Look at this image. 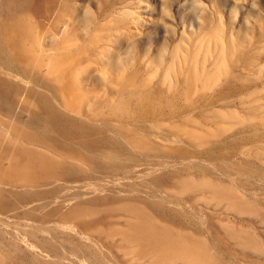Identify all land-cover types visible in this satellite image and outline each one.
Instances as JSON below:
<instances>
[{"label": "rangeland", "instance_id": "rangeland-1", "mask_svg": "<svg viewBox=\"0 0 264 264\" xmlns=\"http://www.w3.org/2000/svg\"><path fill=\"white\" fill-rule=\"evenodd\" d=\"M70 3L64 19L73 48L83 46L69 69L79 112L46 67L39 77L26 69L23 105L0 89V258L264 264V0ZM190 84L194 93L177 95ZM135 87L163 90L180 116L162 122L149 150L132 139L151 125L134 121ZM87 111L104 123L84 130ZM195 130L206 139L191 140Z\"/></svg>", "mask_w": 264, "mask_h": 264}, {"label": "bare ground", "instance_id": "bare-ground-1", "mask_svg": "<svg viewBox=\"0 0 264 264\" xmlns=\"http://www.w3.org/2000/svg\"><path fill=\"white\" fill-rule=\"evenodd\" d=\"M6 1L9 2V7L5 12L0 11V16H5L2 22H6L5 28L8 31V36L3 37L7 38L4 40L7 41L8 52L3 54L5 61L0 72L3 100L12 99L14 103L23 105V87L20 80L26 78V69L32 68L36 77H39L42 69L46 67V78L57 84L55 89L65 105L68 109L79 112V103L83 96L72 81L69 69L73 64L80 62L77 51H81L83 46L73 48V37L64 19V15L72 16L77 7L71 4L70 0H0V5ZM82 26L86 28L87 23L82 22ZM42 40L45 42L44 45L42 43V48H37L36 45L41 44ZM194 90V85L190 84L186 90L177 89L175 92L178 96L185 97ZM132 95L138 104L134 121H139V117H151V125L134 127L132 137L134 147L149 150L153 147L151 136L162 138L160 134L163 129L162 122L169 116L172 119V116L177 117V114L172 115V112L166 109L167 97L161 89L142 93L140 87H135ZM102 118L99 112L87 111L78 122L84 130H93L96 129L95 121L104 123ZM3 123L2 121L0 124ZM188 137L197 142L206 139L205 133L196 130L189 133ZM0 262L5 264L2 258Z\"/></svg>", "mask_w": 264, "mask_h": 264}]
</instances>
